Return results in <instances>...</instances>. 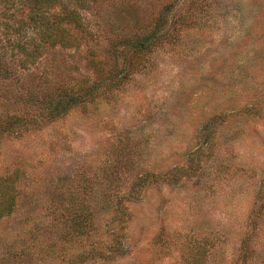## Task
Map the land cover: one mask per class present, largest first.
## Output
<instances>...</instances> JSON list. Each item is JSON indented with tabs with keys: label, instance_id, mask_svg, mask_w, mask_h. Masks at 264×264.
<instances>
[{
	"label": "rangeland",
	"instance_id": "obj_1",
	"mask_svg": "<svg viewBox=\"0 0 264 264\" xmlns=\"http://www.w3.org/2000/svg\"><path fill=\"white\" fill-rule=\"evenodd\" d=\"M59 1L24 65L0 0V264H264V0Z\"/></svg>",
	"mask_w": 264,
	"mask_h": 264
},
{
	"label": "trees",
	"instance_id": "obj_2",
	"mask_svg": "<svg viewBox=\"0 0 264 264\" xmlns=\"http://www.w3.org/2000/svg\"><path fill=\"white\" fill-rule=\"evenodd\" d=\"M57 2L58 0H25V2H22V7L28 9L30 16L28 19L24 16L17 22V28L15 31L18 33V38L15 44L13 43L12 50H15V52L21 55L22 63L24 65L39 57L41 53L38 52V50H40V48H71L75 45L73 42L74 39L70 34H68L66 27L63 26V23L68 22L72 24H79L78 14L76 13V10L68 11L64 13V15H62L63 13L53 12V9L56 8L58 4L60 5V8L67 9L66 6L60 4V1L59 3ZM24 8H22V13ZM29 23H31L30 25L32 26V30L34 31L36 37H30L26 36V34H22V27ZM8 24L9 23H7V26ZM61 102L55 104L56 106H54V108H50V111L48 112L50 116L52 114L55 116V112L59 107H63V109H65L70 104H73L75 99L69 96L65 97ZM9 128L12 130L13 127L11 124L3 126L1 129L2 131H7ZM12 197L14 198V196H9L8 199L5 198L7 201L2 207L7 208L8 212H11L14 206L13 199H11ZM4 214L5 212L0 210V217Z\"/></svg>",
	"mask_w": 264,
	"mask_h": 264
}]
</instances>
